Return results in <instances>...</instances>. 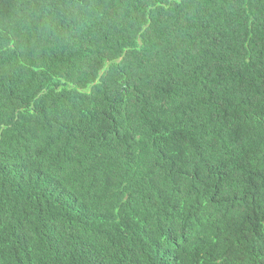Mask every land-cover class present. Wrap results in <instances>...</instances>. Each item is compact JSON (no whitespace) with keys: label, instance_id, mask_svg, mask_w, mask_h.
I'll return each mask as SVG.
<instances>
[{"label":"trees","instance_id":"obj_1","mask_svg":"<svg viewBox=\"0 0 264 264\" xmlns=\"http://www.w3.org/2000/svg\"><path fill=\"white\" fill-rule=\"evenodd\" d=\"M0 264H264V0H0Z\"/></svg>","mask_w":264,"mask_h":264}]
</instances>
